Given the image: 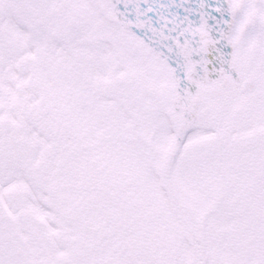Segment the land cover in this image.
Segmentation results:
<instances>
[{"label":"snow or ice","instance_id":"obj_1","mask_svg":"<svg viewBox=\"0 0 264 264\" xmlns=\"http://www.w3.org/2000/svg\"><path fill=\"white\" fill-rule=\"evenodd\" d=\"M0 264H264V0H0Z\"/></svg>","mask_w":264,"mask_h":264}]
</instances>
